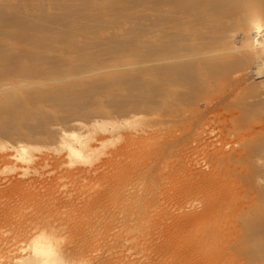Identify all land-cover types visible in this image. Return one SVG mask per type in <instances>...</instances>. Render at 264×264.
Here are the masks:
<instances>
[{
    "label": "rangeland",
    "instance_id": "obj_1",
    "mask_svg": "<svg viewBox=\"0 0 264 264\" xmlns=\"http://www.w3.org/2000/svg\"><path fill=\"white\" fill-rule=\"evenodd\" d=\"M4 5L1 264H31L21 257L43 232L64 236L78 264H264V0H89L91 23L63 28L70 42L54 56L70 69L81 46L101 49L118 70L37 87L8 71L31 69L15 58L36 47L5 26ZM171 63L183 78L158 91L153 69ZM111 76L129 77L104 87ZM129 90L147 93L132 113L114 105Z\"/></svg>",
    "mask_w": 264,
    "mask_h": 264
},
{
    "label": "bare ground",
    "instance_id": "obj_2",
    "mask_svg": "<svg viewBox=\"0 0 264 264\" xmlns=\"http://www.w3.org/2000/svg\"><path fill=\"white\" fill-rule=\"evenodd\" d=\"M0 1H2L3 4H5L4 7L6 8V10L3 12L4 14H6V16L8 18V20H6L5 26L8 27L9 25H12L13 27L18 26L19 28L23 29L24 30L23 33L26 34V36L32 41L31 43H34V47H36V52L33 54V56L30 59H23L20 57L15 58V61L16 60L18 61V63H17V61L15 62L17 64L24 65L27 62H33L34 67H33V65H30L31 67L29 66V68H31V69H28V68H24L22 66L12 65V68H10L8 71L15 73V74H18V75L22 74V77H24L23 79H27V78L35 79L34 83L37 87V86L42 85V84H49V83H51V81L52 82L57 81V79H59V81H60V80H62L61 78L67 73H72L76 76H82V75L85 76V75H90V74L97 73V72H112L114 70H118L116 65L113 66V65H109L106 63V60L104 59V57H102L104 54V50H101V49H99L97 51H91V49H89V47L86 48V46L85 47L81 46L79 48V51L82 52L81 57H82L83 63L80 65H77V66H73L70 69L63 66V60L60 59L62 57H55L54 56V50L51 47L53 44L65 45L64 43L70 42V39H68L69 37H67L69 30L61 33L63 28H68L70 25L78 24V23L80 25H83L86 23H91V19L93 18V15L86 13L88 10V6H90L89 0H0ZM207 5H205V6H207ZM76 43H73V44L68 45V46L69 47L74 46V45H76ZM42 46H45L47 51L48 50L53 51L52 53H49L51 56L50 58H38L37 52L39 53L40 51H37V49L38 48L42 49ZM76 46H78V45H76ZM40 54L42 56L45 55V53H40ZM93 57H94V59H92ZM52 58H53V60H52ZM54 58L55 59L59 58L60 61H59V59H58V62H57V60L54 61ZM12 61L14 63L13 59H12ZM146 61L147 60L145 59V62ZM138 62L143 63L141 60H139ZM173 66H174L173 63H171V64L166 65V66L161 65L160 67H158L156 65L154 67L153 72H152L153 73L152 78L160 75L159 78H161V80H166V82H164V83H159L158 91L163 90V89L167 90L169 88V86L175 88V80H179V79L183 78V74H181V72H183V71H179V69H175V68H173ZM187 67L192 68L190 63H186V62H180L179 63L180 69L186 70L184 68H187ZM132 68H138V70L141 69L140 67L137 66V64H134L132 66ZM19 71H20V73H19ZM21 71L24 72L26 77ZM128 77H124V79H120V78L116 79L115 77L111 76L110 81H105V84L108 82L106 85H104L103 81H102L103 83L100 81H96L95 82L96 84H94V86L97 87V85H98L99 89L97 88L96 90H101V89L104 90V87H106L109 84L112 85L115 82H119V80L127 83L128 81H125V80ZM129 80H131V79H129ZM23 81L24 80H22V83H21V81H18L17 84L18 85L23 84V87H24ZM19 82H20V84H19ZM101 83L104 85V87H103V85H101ZM26 84L28 85V82H25V85ZM90 84H93V83H90ZM28 86L26 89H28ZM94 86L92 85L93 88L92 87L91 88L94 89ZM109 87H110V85H109ZM1 88H2V86H1ZM29 88H31V87H29ZM106 88H108V86ZM106 88H105V90H106ZM64 89H62V90L59 89L60 91L58 90L57 92H59L61 94V93H63ZM68 89H69V87H68ZM51 91L52 90L48 91V94H49V92L51 93ZM43 92L46 95V96L44 95L45 98H48L51 95V97H50L51 100L55 96L57 97L58 95H60L55 90H54V92H56V95H53V93H54L53 91H52L53 93L49 94V96L47 95V92H45V91H43ZM43 92L38 91L37 94L35 95V92L33 91L35 96H37L40 93H42V96H43ZM138 92H142L144 94H147L145 91H139V90H137V91L132 90L131 91V90H129V93L127 95H125L126 100L125 99L124 100L127 102L125 105H123L121 103L122 101H120V103H121L120 105H119V103L114 104L113 103L114 101L112 103L115 105V107L117 109H119V107H120L119 110H122L125 112H128V109H129L130 110L129 112L132 113V110L133 111L135 110V109H133V104H132V103H134L135 100L131 101L129 99L130 98L134 99L135 96H137V97L140 96L139 94H137ZM168 92H169V89H168ZM174 92H172V93H174ZM69 93L72 94L71 91H69ZM84 93L86 94L87 92H84ZM65 94L68 95V93H65ZM170 94H171V92H170ZM34 95L32 96L33 98H34ZM61 95H62V97L64 96L63 94H61ZM61 95L59 97H57V99H59L61 97ZM76 95L77 94L75 93V96ZM171 95H173V94H171ZM40 96L35 97L36 100H34L32 98V102L37 101V100H40V103H41V100L46 101V100H44V97L42 98V96L41 97ZM52 96H53V98H52ZM81 96H80V99H82ZM37 98H40V99H37ZM65 98H68V97L66 96ZM69 98L71 99V97H69ZM69 98H68V100H69ZM54 99L56 101V98H54ZM51 100H49V101H51ZM74 100L77 102V99H74ZM122 100H123V98H122ZM38 102L39 101H37L36 103H38ZM82 102H80V103H82ZM116 104H118L119 107H117ZM74 105L75 104L73 103V106ZM76 105H79V103L78 104L76 103ZM114 105H111V106H114ZM78 107H80V105ZM81 107H82V105H81ZM70 109H71V107H70ZM70 109H69V112H71ZM61 110H59V111H61ZM65 110H67V109L65 108ZM75 111H77V110H75ZM75 111L74 112L72 111V112L75 113ZM78 142H80V141H78ZM138 181H139V179H138ZM134 183H136V182H134ZM208 183H209V181H208ZM123 189H124V187H123ZM128 194H130V193H128ZM130 218H131V216H130ZM257 231H258V227H253V229L249 231V233H250L249 238L250 239L253 238L255 236L254 234L257 233ZM34 238H38L40 244L37 246V244L33 242L31 244L32 248L30 250V253L27 256H22L21 257L22 261L30 262L31 264H78L79 261L76 260V258L63 254L64 253L63 249L66 247V244L68 243V240H66V238L64 236L55 235L52 232H49V233L43 232V233H41V235L35 236ZM3 247H4V243L0 242V253H1V250L3 249ZM0 259H1V256H0ZM0 264H1V260H0Z\"/></svg>",
    "mask_w": 264,
    "mask_h": 264
}]
</instances>
